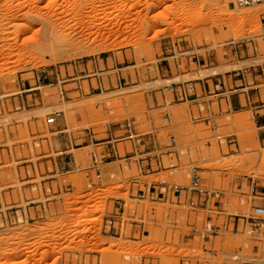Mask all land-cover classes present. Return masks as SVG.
Segmentation results:
<instances>
[{"label": "rangeland", "instance_id": "1", "mask_svg": "<svg viewBox=\"0 0 264 264\" xmlns=\"http://www.w3.org/2000/svg\"><path fill=\"white\" fill-rule=\"evenodd\" d=\"M261 5L0 0V264H233L235 257L264 264L243 220L239 233L232 226L199 237L209 220L224 226L226 216L250 217L262 202L255 182L264 187V146L251 111L220 115L213 107L194 120L198 107L174 103L164 90L264 65ZM28 8L53 24L37 21ZM246 12L258 15L244 19ZM247 47L253 60L238 62L234 52ZM188 51L200 59L188 60ZM54 113L60 118L48 125ZM165 113L179 145L162 166L154 159L152 171L136 163L127 169L120 158L133 152L132 143L105 145L126 122L140 133L156 132L154 125L160 131ZM112 147L120 158L94 166L95 154L101 162ZM194 167L217 198L202 206L187 193L131 200L152 184L187 186ZM114 213L125 222L122 237L106 228ZM35 247L41 251L32 255Z\"/></svg>", "mask_w": 264, "mask_h": 264}, {"label": "built area", "instance_id": "2", "mask_svg": "<svg viewBox=\"0 0 264 264\" xmlns=\"http://www.w3.org/2000/svg\"><path fill=\"white\" fill-rule=\"evenodd\" d=\"M234 3L240 9H244L261 5L264 3V0H234ZM196 82L197 81L195 80L175 83L171 86L166 87L167 89L164 90L166 92L171 93L172 95H175L178 102L180 103L190 102L193 105L197 106L198 114L197 116L193 117V119L201 120L204 118L203 113L205 110L210 113L213 107H217L218 109H220L221 100L224 101L226 98L223 97L221 94H218L220 92L210 94L211 98H206L203 94L204 92L202 93L199 91ZM206 103H209L210 108L205 105ZM224 105L226 106V102L224 103ZM59 118L60 114L54 113L52 117L48 118L47 124L55 125ZM164 121L165 124L163 127L168 131L166 137H159L156 135L155 132H150L146 134L140 133L137 130L136 126L131 122L120 124L119 128L122 132V135H120L118 138H116L115 141H111L110 143L120 141L131 142L134 152L133 156H128V153H126L124 156H122V158H120L117 149L115 147H112V149L108 150V153H104L102 155L101 162L99 161L98 157L94 158V166L101 165L104 161L109 160L111 158H120L124 160L126 162L127 169L131 167L132 160L134 162H146L149 161L151 158L155 159L156 165L158 167L162 166V158L176 153V149L179 145L178 139L173 131V122L169 113L166 114ZM258 141L260 143L264 141L263 136L260 134H258ZM139 149H141L140 154H136V150ZM186 153L187 156L192 157L191 154H189L188 152ZM170 192L175 198H179L182 193H187L188 195H190L194 206H202L207 201H211L212 199L217 198V195H219V192L215 194L214 191L210 190L207 186H205L202 172L200 171V169L195 167L188 174V185H170ZM159 194L167 195L168 190L165 189L163 192H158L157 198L159 197ZM132 198L133 200L138 202H140L141 200L140 196L131 197V200ZM118 200L124 202V199ZM243 221L244 226L246 225L247 227L248 235L256 236L257 234H259V230H262V232H264V205L259 204L255 206L254 214L250 217H243ZM106 228L108 229V233H112L116 237H122L125 233V222L122 220L117 221L113 217V214H111L106 219ZM218 229L220 228L214 226L212 223L206 224L205 229L199 232V237L205 239L209 236L218 235ZM237 260L238 257H235V263L233 264H253L250 261H244L241 263L237 262Z\"/></svg>", "mask_w": 264, "mask_h": 264}, {"label": "crops", "instance_id": "3", "mask_svg": "<svg viewBox=\"0 0 264 264\" xmlns=\"http://www.w3.org/2000/svg\"><path fill=\"white\" fill-rule=\"evenodd\" d=\"M255 48L257 49V45H255ZM192 50V49H191ZM258 50V49H257ZM236 54V60L240 63L243 62H250L252 61V57L250 56V50L247 47L246 50H236L234 52ZM185 57H188V60H191L192 58H195L197 60L200 59V55L197 53L193 54V51H188L186 53ZM234 55V54H233ZM191 63V62H190ZM182 64L179 62V67H181ZM170 67V63H169ZM172 70H167L164 76H171ZM190 81H195V80H190ZM196 84L200 85L199 91L204 92V96L206 98H211L210 94H214L217 92H220L218 94H221L223 97L226 99L224 101L221 100V106L219 109L220 115H224L225 113L231 114V113H242L246 111H251L253 115V121L258 129V133L263 136L264 140V65H252L251 67L244 69V70H236L232 72H227L225 73L224 76L221 74L219 75H214L212 77L206 78L204 80L201 79H196ZM165 94V92H163ZM174 98V103H179L176 96L172 95ZM226 102V107L227 111H225V105L224 103ZM208 108H210L209 103L205 104ZM158 108H161L163 106L157 105ZM195 106V105H193ZM197 107V106H196ZM167 113L162 115V120H164L165 116ZM195 117V115H192V118ZM250 119V116H248ZM156 130V135L161 137L159 135V132L164 130L166 135L163 137H166L168 134V131L163 127L160 131H158L154 125L153 127ZM118 130V129H116ZM173 131L175 133L174 127ZM119 136L122 135V132L118 131ZM176 137L177 134L175 133ZM116 135H112L111 137L113 139L118 138L119 136L115 137ZM189 135H187L188 137ZM188 138H192V136H189ZM178 139V137H177ZM111 141L105 142V145L110 144ZM104 144V143H103ZM261 145L264 146V141L261 143ZM66 149H69V146L64 147V154H69ZM141 149L136 150V154H140ZM128 156L134 154V152H127ZM95 157H97V154H95ZM68 158V157H67ZM136 163L138 164L142 169L148 168L150 171L153 170V164H154V159H150L149 161L143 162H134L133 160L131 161V164ZM173 168V167H172ZM258 182H255L256 190L257 193L262 195L261 199L262 202H260L261 205H264V187H259ZM165 189L168 190L167 195H162L159 194L158 198H163V199H172L174 196L170 192V185L166 184L165 182L159 183V184H152L151 186L147 187L146 191H140L136 193L134 191L131 194V197L134 196H140L141 200L144 201L149 197L151 200H155L157 198V193L158 192H163ZM260 189V191H259ZM133 191V190H132ZM257 196V195H256ZM133 200V198H132ZM118 201V200H117ZM115 201L116 205H120V207L125 210L127 208V203L124 201H120L118 203ZM116 209H120L119 207ZM117 213L113 214V217L117 220L120 221V217L116 216ZM243 215H235V216H226L225 220L223 222L224 226H221L219 224L215 225V223L211 220L207 222V224L212 223L214 226L219 227L218 229V235L222 232V230L225 228L228 232L233 229L235 232L239 233L241 230V225H242V220H243ZM222 218H224V213L219 212L217 221L218 223L221 222ZM246 228V225H245ZM218 235H215L217 237ZM255 241L259 242V245L255 247L254 251L257 252L260 255L264 256V232L262 230H259V234L255 236ZM253 264H261V263H256L252 262Z\"/></svg>", "mask_w": 264, "mask_h": 264}, {"label": "bare ground", "instance_id": "4", "mask_svg": "<svg viewBox=\"0 0 264 264\" xmlns=\"http://www.w3.org/2000/svg\"><path fill=\"white\" fill-rule=\"evenodd\" d=\"M260 7H262V5ZM28 15L34 17L37 21L41 22L44 25H47V24L52 25L53 24V22L51 21L50 18H48L46 15H43L42 13H40L38 11H34V9L28 8ZM257 15H258V12H251V13L250 12L249 13L246 12V13H243L241 17L244 18V19L245 18H247V19H254V18H256ZM236 70H238V68L233 67V68H228L227 71L232 72V71H236ZM23 229H24L23 224H18L16 226V228H15V232L20 233V232L23 231ZM40 251L41 250L38 247H35V248H33L30 251V253L32 255H36ZM13 264H17V263H13Z\"/></svg>", "mask_w": 264, "mask_h": 264}]
</instances>
